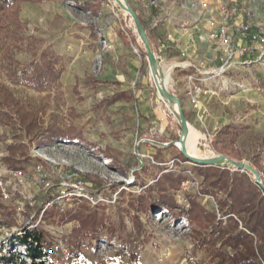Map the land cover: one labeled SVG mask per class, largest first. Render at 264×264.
Masks as SVG:
<instances>
[{"label": "rangeland", "instance_id": "rangeland-1", "mask_svg": "<svg viewBox=\"0 0 264 264\" xmlns=\"http://www.w3.org/2000/svg\"><path fill=\"white\" fill-rule=\"evenodd\" d=\"M197 1L126 0L161 70L176 64L166 86L199 132L198 149L249 164L264 186V57L256 51L216 73L219 48L209 32L201 34L203 13L191 6ZM221 1L248 7L264 24V0ZM15 4L19 28L4 39L9 50L0 48V181L13 192L4 197L0 187V260L14 254L29 261L17 237L36 227L53 241L58 264H216L221 240L199 246L211 227L187 218L190 200L217 210L215 197L176 146L180 125L157 97L130 14L114 0H17L8 7ZM245 59L252 63H238ZM48 62L54 75L36 88L24 73ZM190 75L210 91L200 111L188 99ZM8 93L36 116L34 131L17 118V106L7 105ZM53 132L62 138H50ZM221 165L254 182L250 170ZM59 171L80 173L92 200L70 199L63 212L42 213L23 194L41 201L45 191L35 176L58 184ZM172 199V210L163 206Z\"/></svg>", "mask_w": 264, "mask_h": 264}, {"label": "trees", "instance_id": "trees-1", "mask_svg": "<svg viewBox=\"0 0 264 264\" xmlns=\"http://www.w3.org/2000/svg\"><path fill=\"white\" fill-rule=\"evenodd\" d=\"M16 1L0 0V48L3 50L4 39H7V36H16L19 28L18 4H15L16 7H8V3L11 5ZM9 46L5 50H9ZM24 75L35 83L36 88H40L54 75V69L52 63L48 62L42 66L35 65L31 72L25 71ZM122 96V93L113 96L111 102L120 100ZM6 99L9 101L7 105L17 106L16 116L27 131H34L38 126L36 116L19 106L11 94L8 93ZM3 115L12 119V116L6 113ZM38 130L33 133L34 136L38 134ZM49 136L62 138L63 135L53 132ZM198 175L202 178L203 191L215 197L218 207L217 210H208L195 200L189 201L187 218L190 221L197 220L201 226L211 227L208 235L202 234L198 241L199 246L209 243L216 245L219 238L221 242L214 254L218 259L216 264H264V194L259 186L246 174L239 175L230 169L215 165L196 164L193 177ZM216 192H222L224 197L217 198ZM163 206L172 210L176 204L172 199L169 204ZM95 223L92 222L93 226ZM17 240L24 246L29 261L10 254L0 260L1 264H45L49 257L54 264H58L55 245L42 229H26ZM131 255L134 258V254ZM75 256L72 255L73 258Z\"/></svg>", "mask_w": 264, "mask_h": 264}, {"label": "built area", "instance_id": "built-area-1", "mask_svg": "<svg viewBox=\"0 0 264 264\" xmlns=\"http://www.w3.org/2000/svg\"><path fill=\"white\" fill-rule=\"evenodd\" d=\"M191 6H198L201 13H203L202 18L204 25L209 30V37L219 48L222 63L215 69L217 70L216 73L226 72L233 67L238 58L246 57V55L256 51L260 54L259 59L264 57V24L255 23L254 14L248 7L240 5L236 1L227 3L221 0H198L196 3L193 2ZM183 24H186V22L184 21ZM181 54L182 56L185 55L184 52ZM238 63L242 65L252 62L245 59ZM186 89L189 102L194 109L200 111L202 108L201 97L203 93L210 91H206L202 85L197 84L196 78H193L192 75L188 76ZM158 115L157 118L165 119L161 116L158 117ZM59 173L60 181L58 184L52 183L43 174L38 178L35 176L36 181L41 183L45 191L41 201L37 202L36 199H32L34 196L29 197L23 194L24 198L31 200L29 204L31 206L37 205L38 211L42 213L53 207L63 212L65 201L70 199L77 201L92 200L88 183L80 173L77 171H59ZM18 174H20L19 171L14 172V175ZM186 183L196 185L197 181L188 179ZM0 187L3 189L2 194L4 197H8L13 193L6 187L4 188L1 181ZM182 201L185 202L186 199L183 198ZM21 210L26 211L23 207H21Z\"/></svg>", "mask_w": 264, "mask_h": 264}, {"label": "water", "instance_id": "water-1", "mask_svg": "<svg viewBox=\"0 0 264 264\" xmlns=\"http://www.w3.org/2000/svg\"><path fill=\"white\" fill-rule=\"evenodd\" d=\"M125 2V5H126V11L130 14L131 18L134 20L138 30H139V33H140V36L142 38V42L144 44V47H145V50H146V56H147V60H148V64H149V67H150V71H151V74L152 75H156L157 73V61L159 60L154 51H153V48L150 44V41L145 33V30L143 29L139 19L137 18V16L135 15L134 11L131 9V7L129 6V4L126 2V0H124ZM162 84L158 83V91L161 95V98L162 100H164L167 105H168V109L173 113L174 117L177 119L179 125H180V133H179V139H181V136L184 134V124L187 123V120L186 118L184 117L183 115V112H182V108H181V105L179 103V100H178V97L176 95H174L173 93L171 92H168V91H165L164 89H162ZM170 91V90H169ZM176 104V107H174V105ZM174 145H176L175 142H173ZM177 146V145H176ZM178 149L181 151V153L187 158L189 159L190 161L194 162L195 165L196 164H200V165H208V166H213V165H220L218 162L219 160L217 158H213V159H210V160H194L190 157H188L183 149L178 146ZM229 158V157H227ZM229 161L231 163V166H233L235 169H240V170H243V169H248L250 170L253 175H254V183L257 184L258 186H261L264 188V186L261 184V181H260V176L259 174L249 165V164H246V163H241V162H236L232 159L229 158ZM221 166H226V165H221ZM244 171V170H243Z\"/></svg>", "mask_w": 264, "mask_h": 264}, {"label": "bare ground", "instance_id": "bare-ground-1", "mask_svg": "<svg viewBox=\"0 0 264 264\" xmlns=\"http://www.w3.org/2000/svg\"><path fill=\"white\" fill-rule=\"evenodd\" d=\"M114 2L117 5L121 6L125 12H127L124 0H114ZM156 64H157V66H156L157 67V73H156V75H152L150 73V79L155 85L157 97L162 100L161 95L158 91L157 85H158V83L159 84L161 83L162 89L170 92L166 85L168 84V82L170 80V72L176 66V64H172V65L168 66V69L165 72H163L161 70L159 60L157 61ZM162 101H164V100H162ZM174 107H176V104L174 105ZM198 136H199V132L195 129V127H193L190 123L187 122L186 124H184V134L181 136V139L179 141H177V146H180L183 149L184 153L188 157H190L194 160L204 161V160H210L213 158H217L219 160V162H218L219 164H225L228 166L231 165L229 158H227L226 156H218V155H215L214 153H209V154L208 153H206V154L202 153L197 147Z\"/></svg>", "mask_w": 264, "mask_h": 264}, {"label": "crops", "instance_id": "crops-1", "mask_svg": "<svg viewBox=\"0 0 264 264\" xmlns=\"http://www.w3.org/2000/svg\"><path fill=\"white\" fill-rule=\"evenodd\" d=\"M200 24H202V21H201V23ZM202 26H203V28H202V33L201 34H204V33H208L209 32V30H208V28L205 26V25H203L202 24ZM205 35V34H204ZM207 35V34H206Z\"/></svg>", "mask_w": 264, "mask_h": 264}]
</instances>
